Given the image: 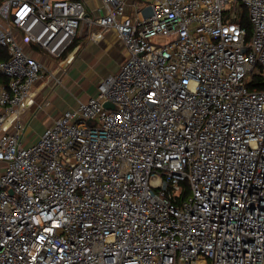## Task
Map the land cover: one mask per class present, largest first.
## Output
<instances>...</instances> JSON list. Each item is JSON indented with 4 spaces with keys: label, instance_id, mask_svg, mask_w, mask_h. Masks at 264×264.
<instances>
[{
    "label": "built area",
    "instance_id": "1",
    "mask_svg": "<svg viewBox=\"0 0 264 264\" xmlns=\"http://www.w3.org/2000/svg\"><path fill=\"white\" fill-rule=\"evenodd\" d=\"M96 1L0 3V264H264V0ZM83 25L125 59L25 146Z\"/></svg>",
    "mask_w": 264,
    "mask_h": 264
},
{
    "label": "crops",
    "instance_id": "2",
    "mask_svg": "<svg viewBox=\"0 0 264 264\" xmlns=\"http://www.w3.org/2000/svg\"><path fill=\"white\" fill-rule=\"evenodd\" d=\"M80 1L84 2V0ZM126 1L129 5L135 2V0ZM86 6L91 9V5ZM70 50L74 52V61L59 75L62 78L65 76L64 73L66 75L70 73V78L65 77L64 86L62 87V83L50 82L47 76L34 86L35 106L23 115L26 127L22 143L25 146L36 142L44 129L52 125L63 112L75 108L79 101H87L95 97L99 81L117 73L125 59L124 46L113 30L106 31L100 41L94 42L88 38L87 26L84 25L78 31ZM25 51L30 52L33 57L51 69L55 67V61L43 51L30 47H25ZM55 99L59 100L57 108L54 112H51L52 109L48 112L47 108L52 107L50 101ZM37 117L42 118L44 124L39 133L29 140L28 124Z\"/></svg>",
    "mask_w": 264,
    "mask_h": 264
},
{
    "label": "rangeland",
    "instance_id": "3",
    "mask_svg": "<svg viewBox=\"0 0 264 264\" xmlns=\"http://www.w3.org/2000/svg\"><path fill=\"white\" fill-rule=\"evenodd\" d=\"M85 4L89 6L91 5V9L98 7V2L96 0H84ZM64 77L61 78V85L62 87L64 86V80L65 77L70 78V73L66 75V73H64ZM66 82V81H65ZM60 87V86H58ZM69 95V94H68ZM71 96V94L69 95ZM67 96V97H69ZM51 106L52 107H48L47 111L49 112L51 109V112L55 111V108H57L58 104H59V100L55 99L53 101H50ZM44 124V120L40 117L34 118L33 120H31L28 124V134L27 137L30 136L29 140L32 139L34 136H36V134L39 133V131L42 129V126Z\"/></svg>",
    "mask_w": 264,
    "mask_h": 264
},
{
    "label": "trees",
    "instance_id": "4",
    "mask_svg": "<svg viewBox=\"0 0 264 264\" xmlns=\"http://www.w3.org/2000/svg\"><path fill=\"white\" fill-rule=\"evenodd\" d=\"M2 0H0L1 3ZM244 25L248 26L246 19L244 20ZM8 56L5 52V50L3 48L0 47V60H5L7 59ZM7 83V78L0 76V84H6ZM257 89L259 90H264V86L263 85H257L256 86Z\"/></svg>",
    "mask_w": 264,
    "mask_h": 264
},
{
    "label": "water",
    "instance_id": "5",
    "mask_svg": "<svg viewBox=\"0 0 264 264\" xmlns=\"http://www.w3.org/2000/svg\"><path fill=\"white\" fill-rule=\"evenodd\" d=\"M109 106H110V105H109V104H107V103H106V104H104V107H106V108H107V107H109Z\"/></svg>",
    "mask_w": 264,
    "mask_h": 264
}]
</instances>
